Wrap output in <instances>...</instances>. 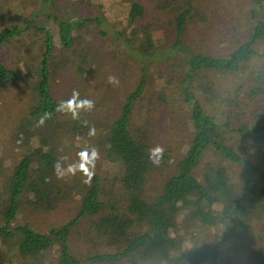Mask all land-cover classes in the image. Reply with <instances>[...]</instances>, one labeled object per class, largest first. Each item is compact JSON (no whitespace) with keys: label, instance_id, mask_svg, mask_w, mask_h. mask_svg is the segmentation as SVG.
<instances>
[{"label":"trees","instance_id":"obj_1","mask_svg":"<svg viewBox=\"0 0 264 264\" xmlns=\"http://www.w3.org/2000/svg\"><path fill=\"white\" fill-rule=\"evenodd\" d=\"M248 1L253 3L248 12L253 22L245 39L225 54H212L207 47L199 50L193 38L196 35L205 38L204 25H198L195 19H205V8H210V13L219 11L216 0L211 3L208 0H181V8L172 15L173 41L170 48L183 54L186 70L182 80L188 85L182 88V93L185 101L192 104L188 120L190 137L185 149L175 155L178 158L171 163L169 171L163 174L152 197L147 190L151 182L149 175L153 174L155 167L149 159L152 146L147 136L150 132L134 122L133 112L146 85L143 66L141 77L132 90L126 91L113 113L105 115V118L92 114L94 119L104 121L97 132L103 138L104 156L121 167L120 174L114 178L118 188L107 179L104 185V178L94 174L82 194L76 214L46 232L31 226L29 222L14 226H11V222L16 220L23 195L27 196L26 204L33 209L52 211L66 199L71 190L70 185L57 178L55 165L59 162L62 167L66 166L61 145L69 135V130H74L73 126L87 127L84 118L87 115L86 111H81L84 113L79 117L82 118L80 122L73 119L70 113L57 111V106L63 100L52 85L55 61L57 53L73 50L82 41L83 36L79 32L83 27L90 23L101 26L102 19L100 16L72 19L49 15L55 25V33L48 27L26 24L27 29L32 28L40 34L42 48L33 86L34 101L17 127V138L24 143L33 138L34 126L43 118L44 131L39 135V142L46 148L38 151L26 149L6 171V203L0 211L4 220L0 224V237L15 238L17 252L22 257L38 259L46 252L55 250L60 264H220L221 252L217 246L199 244L188 251L179 250L181 242L175 234L179 227L180 212L185 211L204 225L222 227L225 236L233 240L229 244L230 248H235L232 236L250 231L256 237L255 241L251 240V253L255 258L260 255L264 257V165L252 161L249 152H238L233 144L228 143L229 135L224 128L226 124L219 122L218 115L207 113L189 88L192 73H235L254 57L264 58V51L259 53L257 49L264 40V0ZM260 9H263L262 12ZM141 10L140 1H131L126 15L127 25L131 28L130 37L125 38V41L122 39L124 44L138 40L140 33L150 34L148 23L138 24L136 21ZM193 22L196 24L195 30L189 27ZM214 27L223 29L216 24ZM23 31L25 29L16 25L2 28L0 45L23 34ZM138 44L139 49L134 48L133 51L139 53L140 58L150 59L162 51L160 48L152 50L142 42ZM84 54L92 56L93 52L88 49ZM95 57L102 70L104 55L98 51ZM18 79L14 71L0 62V83ZM256 79L259 81L251 92H264V67L257 72ZM202 89L208 93L209 86L205 85ZM97 101V106L107 104L104 96H100ZM239 130L244 132L248 128L242 126ZM250 130L256 143L260 145L264 142V128L252 127ZM224 161L239 165L240 180L232 178ZM161 163L167 166L166 161ZM200 166L202 177L198 175ZM112 195L116 196V200L105 197L110 198ZM215 205H218V211L212 212ZM93 216L98 218L94 222L93 238L107 248L90 251L86 255L78 254L74 229L81 220ZM257 223L259 226L255 228ZM171 237L174 238L173 243L169 242Z\"/></svg>","mask_w":264,"mask_h":264},{"label":"rangeland","instance_id":"obj_2","mask_svg":"<svg viewBox=\"0 0 264 264\" xmlns=\"http://www.w3.org/2000/svg\"><path fill=\"white\" fill-rule=\"evenodd\" d=\"M131 1L134 0H0V30L12 25L25 29L23 34L0 45V62L19 76L17 81L0 83V211L6 203L4 193L6 171L26 149L38 151L40 148H46L39 142V135L44 131L43 125L34 122V137L25 143L17 138V127L34 101L33 86L37 79L36 67L42 48L40 34L32 28L27 29L26 24L34 23L48 27L55 33V25L49 15H61L72 19L100 16L102 19L101 26L90 23L80 30L79 34L83 39L73 50L63 51V54L57 53L52 85L61 99L65 101L71 97L73 91H77L81 99L92 100L95 105L94 111H86L87 116H84L87 127L73 126L74 130L72 132L69 130V135L62 143L61 152L66 161L63 168L77 163L79 152L95 148L99 158L95 164L94 174L104 178V185L107 179L118 188L114 178L120 174L121 167L104 156L103 138L97 134L98 127L103 125L104 121L94 119L92 114L105 118V115L113 113L114 107L122 100L126 91L132 90L141 77L143 66L146 85L133 111L134 122L150 132L147 138L152 148L160 145L165 149L162 161L167 163V166L164 163L155 165L153 174L149 175L151 182L147 190L151 197L163 174L169 171L171 163L178 158L175 155L185 149L190 137L188 120L192 104L185 101L182 93V88L188 85L182 80L186 70L183 54L170 48L173 41L170 21L174 12L181 8L182 2L138 0L142 4V10L136 21L138 24L148 23L150 34L140 33L138 40H132L131 44L127 45L123 42L125 38L130 37L131 28L127 25L126 15ZM212 1L208 0L209 3ZM216 3L219 4V11L210 13L208 7L209 9L205 8V19L198 17L195 19L198 25H204L205 38L200 35L193 38L199 46L198 48L195 46L197 49L204 50L207 47L212 54H225L239 41L245 39L253 22L248 14L253 3L248 0H216ZM262 10L260 9L261 12ZM195 22L189 25L194 30ZM214 24L223 29H217ZM139 42L152 50L160 48L162 51L150 59L142 56L140 58L139 53L133 51L134 48L139 49ZM88 49L93 52L92 56L84 54ZM257 49L259 53L264 51V40L258 44ZM98 51L104 55L105 64L102 70L95 57ZM263 67L264 58L254 57L235 73L210 71L192 73V81L189 82L190 90L206 112L218 115L219 122L226 124L224 128L229 135L228 143L233 144L238 152H249L252 161H257L258 165H264V142L260 145L256 143L254 134L249 131L252 127L264 128V92L254 94L251 89L257 85L259 80L256 79V75ZM109 76H115L119 84L108 83ZM205 85L209 86L208 93L202 89ZM100 96L107 98L106 106H97ZM83 113L80 112L79 117ZM78 120L81 122L82 118ZM242 126H246L248 131H240L239 128ZM93 127L95 135H89V129ZM224 164L232 178L240 180L239 165L226 161ZM198 175L202 177V166L198 169ZM85 179L86 177L79 171L75 175L69 174L62 179L59 178L70 185L71 190L66 199L64 198L52 211L33 209L26 204L27 196L23 195L20 210L11 226L29 222L31 226L46 232L49 228L68 221L76 214L82 194L88 185L84 182ZM116 193L114 190V194ZM105 197L116 200V196L113 195L110 198ZM218 208V205L213 206L212 212L218 211ZM97 219L93 216L91 219L81 220L75 227L74 242L78 254L86 255L90 251L107 248L105 244L93 238L94 222ZM178 220L179 227L175 237L181 242L180 251H188L195 245L208 244L220 249V264H264L262 255L255 258L251 253L253 246L251 240L255 241L256 237L250 231L236 237L232 236L235 239V248H230L229 244L233 240L225 236L222 227L204 225L185 211L180 212ZM3 222L0 214V224ZM254 226L258 228L259 224ZM173 241L174 238L171 237L169 242ZM0 264L60 263L55 250L46 252L38 259L22 257L17 252L15 238L0 237Z\"/></svg>","mask_w":264,"mask_h":264},{"label":"clouds","instance_id":"obj_3","mask_svg":"<svg viewBox=\"0 0 264 264\" xmlns=\"http://www.w3.org/2000/svg\"><path fill=\"white\" fill-rule=\"evenodd\" d=\"M108 83L118 85L119 80L115 76L108 77ZM94 101L89 99H81L77 91H73L71 97L65 101H62L57 106V111L70 113L73 119H78L81 111H91L94 108ZM44 119L41 118L39 124H43ZM85 124L87 122L85 121ZM89 135H95V128L89 129ZM165 149L156 145L149 151V159L154 164L159 166L164 156ZM79 160L77 163L68 165L65 169L59 162L56 163L55 169L57 178H63L66 175H75L77 171L81 172L86 179L85 183H90L94 175V168L97 159L99 158L98 151L93 148L91 151L85 149L78 153Z\"/></svg>","mask_w":264,"mask_h":264}]
</instances>
